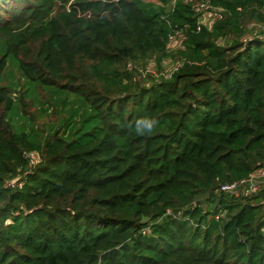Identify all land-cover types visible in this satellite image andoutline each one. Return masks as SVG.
<instances>
[{"label": "trees", "instance_id": "trees-1", "mask_svg": "<svg viewBox=\"0 0 264 264\" xmlns=\"http://www.w3.org/2000/svg\"><path fill=\"white\" fill-rule=\"evenodd\" d=\"M46 1L0 0V29ZM200 1H81L110 17L65 13L3 41L0 264H264V190L219 191L264 159V0H207L222 16L198 30ZM168 57V77L145 71ZM20 80L77 105L37 128L12 100ZM146 116L159 124L137 135Z\"/></svg>", "mask_w": 264, "mask_h": 264}, {"label": "rangeland", "instance_id": "rangeland-1", "mask_svg": "<svg viewBox=\"0 0 264 264\" xmlns=\"http://www.w3.org/2000/svg\"><path fill=\"white\" fill-rule=\"evenodd\" d=\"M86 2L91 1L92 3L95 1H98L99 3H106L107 5L115 4L118 0H47L42 6L41 10L38 13V18H40L39 21H29L27 22L26 19H23L21 21H13V23L8 24V28L5 30L0 29V47L4 40L11 39L14 41V43L18 42V37L21 36L19 33H21L24 30H29L36 28L37 32L42 29L40 24H46L49 19L53 20L54 18L59 19L60 15H63L66 13L67 15H75L78 19L82 20H89V19H97L101 16L110 17L109 10L105 9L103 5V9L101 12H98V10H93V8L87 6L86 8H83V5H80L79 2ZM153 2L156 5H164L165 7L170 6L171 3H173V0L171 3L165 4L162 0H148ZM99 15V16H97ZM44 17V18H43ZM47 17V18H46ZM33 23V24H32ZM206 27H211V23L208 20L203 22ZM250 25L248 28V31H250L252 28H256V30H261V26H258L255 24ZM30 40H39L41 39V34L36 37L37 34L31 36L30 34H27ZM36 37V38H34ZM184 41V40H183ZM183 41H180L179 39H173L172 41H169L168 48L170 50H176L177 48L182 47ZM23 43H25V40L22 39V42L18 43L21 44L20 48H24ZM222 43V42H220ZM28 46V43H26ZM19 51V47H18ZM23 53L22 51H20ZM27 53V52H26ZM150 62V61H149ZM153 62V61H151ZM177 62H180L178 59H174L171 57L162 59V64L160 66H157V64L152 65V63H149L146 66V72L152 73L153 75H157L158 72H163L164 77H168L172 70H174V66ZM6 70L5 75L8 76V79L15 80V78H18V68L15 65L12 64H6ZM137 67H143V64L136 65ZM5 76V77H6ZM147 83V82H146ZM28 85H23V81L20 80L19 85L16 87V91L11 93L12 100L14 102L23 103V105L20 108V112L24 119L26 121H29L30 124L36 126L37 128L47 130L49 126L56 125L57 122H59L62 118L66 117V115L69 113V110L72 106L77 105L75 101V97L73 95H65V94H57L58 96H54L53 98H50L51 93L49 90L35 88L33 92V96H27L25 94V88ZM53 96V94H52ZM35 97V99H34ZM66 97V104L62 106V100ZM18 121V122H16ZM14 123L20 124V119H16Z\"/></svg>", "mask_w": 264, "mask_h": 264}, {"label": "built area", "instance_id": "built-area-1", "mask_svg": "<svg viewBox=\"0 0 264 264\" xmlns=\"http://www.w3.org/2000/svg\"><path fill=\"white\" fill-rule=\"evenodd\" d=\"M195 11L200 14V20L197 25L198 30L200 29L201 24H204L203 22H205L206 20L211 23L215 19H220L222 16L221 9L212 6L207 0L198 2L195 6ZM173 39H179L180 41H183L184 35L180 31H175L174 33L169 35V41H172ZM179 65L180 62H177L173 67L174 70H176ZM29 158L30 163L34 164L37 159V154L30 153ZM262 190H264V159L248 176L228 183H223L219 188V191L227 192L228 194L236 198L250 197L256 195Z\"/></svg>", "mask_w": 264, "mask_h": 264}, {"label": "clouds", "instance_id": "clouds-1", "mask_svg": "<svg viewBox=\"0 0 264 264\" xmlns=\"http://www.w3.org/2000/svg\"><path fill=\"white\" fill-rule=\"evenodd\" d=\"M159 121L152 117H143L135 122V131L137 135H147L154 132Z\"/></svg>", "mask_w": 264, "mask_h": 264}]
</instances>
